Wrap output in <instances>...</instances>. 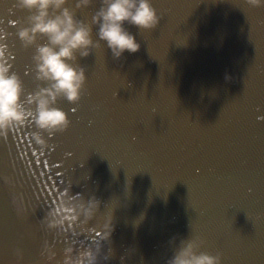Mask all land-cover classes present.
Here are the masks:
<instances>
[{
    "label": "water",
    "instance_id": "95a60500",
    "mask_svg": "<svg viewBox=\"0 0 264 264\" xmlns=\"http://www.w3.org/2000/svg\"><path fill=\"white\" fill-rule=\"evenodd\" d=\"M150 2L155 29L126 25L136 53L116 60L101 42L78 58L86 91L75 104L57 102L70 124L44 134L49 148L33 141L31 117L0 137V264H58L66 246L100 240L105 216L108 264H165L192 235L205 239L201 251L222 253L221 264H264V7ZM14 4L0 0V62L28 93L38 83L35 48L15 36L28 13ZM99 6L76 16L90 22ZM68 183L73 195L95 196L99 211L84 231L55 236L40 221ZM45 241L51 260L40 255Z\"/></svg>",
    "mask_w": 264,
    "mask_h": 264
},
{
    "label": "clouds",
    "instance_id": "9594fccd",
    "mask_svg": "<svg viewBox=\"0 0 264 264\" xmlns=\"http://www.w3.org/2000/svg\"><path fill=\"white\" fill-rule=\"evenodd\" d=\"M92 2L76 0L74 8H70L66 6L68 0H15L14 7L28 13L15 36L24 49L35 48L32 62L34 80L38 83L35 90L26 93L23 80L10 70L11 65L0 62V137L6 138L10 131L31 117L35 128L33 141L42 151L49 148L44 134L51 138L63 133L70 124L57 102L63 99L75 104L86 91L85 68L77 63L78 58H87L101 47V42L116 60L125 51L136 53L140 44L126 25L148 31L155 29L160 21L150 0H99L100 6L90 22L77 18L76 10L87 8ZM244 2L252 8L264 7V0ZM39 38L46 43H37ZM99 206L100 201L95 196L86 199L80 194L73 195L68 183L59 203L47 210L40 223L55 236H63L69 229L74 233L76 229L84 231L96 218ZM103 220L100 240L79 249L66 246L58 264H108L113 256L112 216H105ZM174 242L175 237L170 243L174 245ZM205 244V239L199 235L181 239L165 264H221L222 253L213 255L201 251ZM40 255L51 260L56 253L45 241Z\"/></svg>",
    "mask_w": 264,
    "mask_h": 264
},
{
    "label": "snow or ice",
    "instance_id": "6c2138e0",
    "mask_svg": "<svg viewBox=\"0 0 264 264\" xmlns=\"http://www.w3.org/2000/svg\"><path fill=\"white\" fill-rule=\"evenodd\" d=\"M0 43H3V39H2V36H0ZM9 53L12 54V48L11 46H9ZM14 59V58H13ZM97 235H99V233H97Z\"/></svg>",
    "mask_w": 264,
    "mask_h": 264
}]
</instances>
